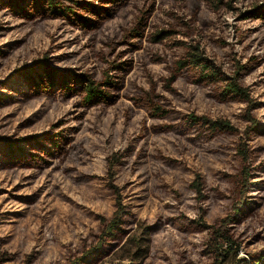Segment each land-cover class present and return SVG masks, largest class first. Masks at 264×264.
<instances>
[{
	"label": "rangeland",
	"instance_id": "374dc122",
	"mask_svg": "<svg viewBox=\"0 0 264 264\" xmlns=\"http://www.w3.org/2000/svg\"><path fill=\"white\" fill-rule=\"evenodd\" d=\"M197 1L128 0L114 19L86 31L63 19L30 22L0 8V54L10 51L0 56V82L22 77L18 71L39 61L93 78L109 66L111 81L122 78L121 90L131 97L154 83L165 99L160 110L189 125L185 131H155L151 115L124 95L84 109L73 92L11 93L0 106V138L27 140L56 131L61 141L70 136L72 145L64 160L39 172L0 165L5 264H70L94 245L102 219L112 218L118 201L122 235L83 264H264V21L242 16L264 0H220L219 12L203 5L193 20ZM144 9L151 10L148 35L164 30L170 38L129 51L122 35ZM238 28L245 30L240 38ZM193 41L216 76L202 82L180 77L169 90L161 61L183 54L176 45ZM231 79L248 88L258 105L249 111L241 95H224ZM1 91L8 93L0 84ZM205 120L228 121L235 130L211 132ZM239 147L257 151L250 163L260 166L249 169L251 185L240 199L245 206L232 216L243 166ZM221 219H233L226 232L234 244L224 245V258L214 254L217 245L206 229Z\"/></svg>",
	"mask_w": 264,
	"mask_h": 264
},
{
	"label": "trees",
	"instance_id": "16d2710c",
	"mask_svg": "<svg viewBox=\"0 0 264 264\" xmlns=\"http://www.w3.org/2000/svg\"><path fill=\"white\" fill-rule=\"evenodd\" d=\"M69 2L71 4L64 8L62 5H55L54 0H0V8L3 5L4 7L7 6V11H10L12 15L20 16V18L22 16V18L27 20L31 19L30 22L46 19H63L68 24L81 28L82 31H86L95 30L101 22L114 19L120 14L119 9L122 6H126L128 0H69ZM203 5H210L213 12L216 13L220 11L222 1L198 0L193 6L195 9L193 20H197V13L200 12ZM260 6L254 7L243 14L244 20H251L252 22L257 20L264 21V2ZM150 13L151 10H142L139 15L135 16L132 25L122 35L121 41L123 44L129 45V51L143 50V44L146 41L150 45H162L164 40L170 38L169 32L164 30H159L148 35L147 28L150 21ZM201 22L205 25L206 19L204 20L202 18ZM244 31L243 29L237 31L239 38ZM181 35L188 37L189 33H181ZM176 48L182 50L183 54L173 56L169 61H161L165 66V70L169 73L165 77L167 79L166 88L171 90L172 83L180 77H194V80L197 82H202L205 79H210L211 75L216 76V73H213L210 65L201 54V51H199L198 43L193 41V44L188 42L184 45L178 44ZM9 52L8 49L3 50L0 56L3 57ZM129 59L131 61L132 57ZM254 62H256V59ZM109 68V66L105 68V71L99 77L93 78L72 74L69 71L61 73L60 71L49 68L47 62L39 61L32 67L18 71L22 77H14L11 75L5 82H0L8 90V93L1 91L4 93L0 94V106H3L8 101L11 93L25 96L31 95L32 92H41L54 95L61 94L66 97L69 93L73 92L72 94L80 96L79 105L84 109L109 102L113 103L119 96L124 95L132 100L136 106L144 109L151 115L155 120V123L152 125L155 131H162L163 129H171L172 131L189 130V125L187 127L181 126L180 122L174 119L172 111L160 110L159 104L163 103L165 99L155 92L154 83H151L146 90L140 89L136 97H131L133 95H128L127 91L121 90L120 82H122V78L116 79L117 83L111 81ZM224 95L227 97L241 95L247 102L249 111L254 105H258V102L250 96L248 88L246 91V88L236 82L235 79H231L228 82ZM158 110L160 111L157 112ZM80 115L81 112H79L78 116ZM194 118L190 120V124L195 122L196 119ZM168 119L170 120L169 122L165 121ZM249 120L254 122L250 117ZM203 124L208 126L211 132L224 129L229 131L235 130L228 121L205 120ZM256 130L257 127H254V131ZM57 133L55 131L49 136H36L33 139L28 137L27 140L19 137L14 140L0 138V154L3 157V159L0 157V165H21L37 170L38 172L54 166V162L64 160L68 156V148L72 145L70 136H65L63 141H61V139L55 137L58 135ZM243 148L239 147L237 151L243 166L239 174L238 189L231 200L233 202L231 207L232 216L240 214L242 208L245 206V201L240 199L246 193L245 187L250 184L247 181V178L250 176L249 169L260 166V163L256 165L250 163V160L258 157L257 151L253 154L251 150L246 151ZM248 162L249 164L247 165ZM110 187L118 197L119 194L114 189L115 187L113 185H110ZM117 206L118 210L112 218L102 219V229L96 236L97 240L94 245H91L83 253L82 257L70 262V264H83L85 262L88 263L90 260L93 261L104 253L107 245L119 239V236L123 233V230L120 228L122 219L120 214L123 212V207L120 201L117 202ZM232 220L221 219L219 223H214L206 227L210 231L212 244L217 245L214 254L218 258H224L227 253L228 247H226L227 249L224 247L226 243H229V246L234 244L232 237L226 232V228L232 224ZM223 253L225 254L223 255ZM5 262V256L2 254L0 256V264H5Z\"/></svg>",
	"mask_w": 264,
	"mask_h": 264
}]
</instances>
